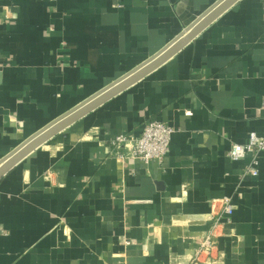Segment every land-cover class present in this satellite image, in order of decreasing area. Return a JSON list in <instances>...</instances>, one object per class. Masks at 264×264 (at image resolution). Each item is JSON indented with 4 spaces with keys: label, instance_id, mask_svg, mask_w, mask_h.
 I'll use <instances>...</instances> for the list:
<instances>
[{
    "label": "crops",
    "instance_id": "0c3cea01",
    "mask_svg": "<svg viewBox=\"0 0 264 264\" xmlns=\"http://www.w3.org/2000/svg\"><path fill=\"white\" fill-rule=\"evenodd\" d=\"M218 0H0V159L173 40ZM264 0H238L148 75L0 178V264H175L231 197L222 258L264 264ZM190 115H185V112ZM173 128L158 163L107 141ZM207 264V263H205Z\"/></svg>",
    "mask_w": 264,
    "mask_h": 264
},
{
    "label": "built area",
    "instance_id": "2783aa9c",
    "mask_svg": "<svg viewBox=\"0 0 264 264\" xmlns=\"http://www.w3.org/2000/svg\"><path fill=\"white\" fill-rule=\"evenodd\" d=\"M185 115H190V112L186 111ZM173 132V128L162 121H148L137 136L119 133L109 139L108 155L120 160L130 158L144 163L149 161L160 163L167 154ZM262 151H264V135L259 136L250 132L244 144L231 146L227 157L234 160L249 157V163L244 167L242 174L255 177L258 174L257 154ZM211 206L213 210L207 216L209 222L207 229L197 235L189 236L192 242L191 251L175 264L217 263L222 258L221 252L218 251V233L232 225V198L227 196L214 200Z\"/></svg>",
    "mask_w": 264,
    "mask_h": 264
},
{
    "label": "water",
    "instance_id": "95a60500",
    "mask_svg": "<svg viewBox=\"0 0 264 264\" xmlns=\"http://www.w3.org/2000/svg\"><path fill=\"white\" fill-rule=\"evenodd\" d=\"M236 1L218 0L158 52L31 135L0 159V178L34 149L162 65Z\"/></svg>",
    "mask_w": 264,
    "mask_h": 264
}]
</instances>
